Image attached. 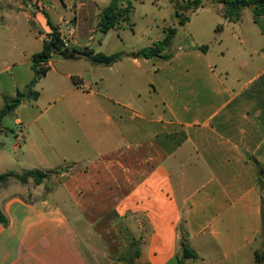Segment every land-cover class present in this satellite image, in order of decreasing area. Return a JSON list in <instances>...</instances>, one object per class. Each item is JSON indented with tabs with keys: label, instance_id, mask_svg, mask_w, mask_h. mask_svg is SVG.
<instances>
[{
	"label": "crops",
	"instance_id": "1",
	"mask_svg": "<svg viewBox=\"0 0 264 264\" xmlns=\"http://www.w3.org/2000/svg\"><path fill=\"white\" fill-rule=\"evenodd\" d=\"M35 2L0 0V111L27 93L48 20L70 49L111 55L158 45L136 28L128 34L129 18L97 43L111 0H46L44 12ZM205 7L190 9L159 57L108 66L56 56L33 88L38 98L26 95L2 119L0 175L48 177L0 185V264H126L136 246L133 264H177L182 230L199 255L186 264H261L264 15L245 8L235 22L220 8L213 34H193L191 15ZM10 19L30 23L33 42Z\"/></svg>",
	"mask_w": 264,
	"mask_h": 264
},
{
	"label": "trees",
	"instance_id": "2",
	"mask_svg": "<svg viewBox=\"0 0 264 264\" xmlns=\"http://www.w3.org/2000/svg\"><path fill=\"white\" fill-rule=\"evenodd\" d=\"M127 1V5L124 7V2ZM202 0H194L191 2V6L193 8H198L201 6ZM220 2L224 5V16L229 21H239L242 16V12L244 8H249L254 17L258 18L264 15V0H220ZM132 0H111V4L106 7L101 16V20L99 22L100 32L103 34L108 33L111 29L116 28L122 22H125L129 18V13L132 10ZM182 24L185 23L184 19L180 21ZM49 26L52 28V33L49 35L47 41L44 42L43 50L40 53H37L33 56V71L35 73L33 80L27 88V93H18L15 99L7 100L6 106L4 109L0 111V124L2 119L8 115L11 111H13L24 99L26 95L32 96L34 99H37L39 93L34 91L35 85L41 80L43 76H45L50 70L49 62L51 59L56 56H60L70 60H76L80 58H85L95 64H104V65H112L125 57H144V58H153L159 57V53L165 48L168 47L175 35L177 34V30L171 28L168 30L165 39L160 42V44L152 47L141 50L137 53L126 54L123 52H117L111 55H106L104 53H96L90 49H70L64 47V39L66 38L60 29L53 25L48 20ZM261 170V168H260ZM48 177L47 174L40 171H30L25 173L24 175H18L15 172H10L7 174L0 175V185L6 184V182L10 178H15L22 183H27L30 178H32L36 184H40L44 179ZM259 187L262 193L263 199V216H264V173L259 176ZM7 218L0 208V224H6ZM182 230V229H181ZM183 240L181 241L180 251L176 255L177 264H186L187 260H198L199 255L196 251L191 247L185 231L182 230ZM139 256V250H136L134 254H128L126 261L127 264H133V259ZM257 260L259 263H263L264 261V253L257 252Z\"/></svg>",
	"mask_w": 264,
	"mask_h": 264
},
{
	"label": "rangeland",
	"instance_id": "3",
	"mask_svg": "<svg viewBox=\"0 0 264 264\" xmlns=\"http://www.w3.org/2000/svg\"><path fill=\"white\" fill-rule=\"evenodd\" d=\"M193 1L194 0H132V10L129 14V22L132 27L130 26L125 28L128 30V34H132V29L136 28L140 37H144L146 40H151L154 43L159 44L162 37H164L165 29L171 27L180 29L179 23L181 17L178 16L177 12L179 11L180 14L183 13L182 19L185 20L187 13L190 11V9H193V6L189 5ZM44 2L47 5L46 0H44ZM202 3L203 5H206V7L197 13L199 15H191L192 23L190 30L193 34H198V32L200 33V28L204 29L205 34H207V32L210 33L213 26L215 30L217 25L222 22V17H219L216 11L220 8H225L220 0H202L201 4ZM35 6L37 7L36 4ZM3 10L4 12L7 11L5 3H0V12ZM10 22L13 23L14 28H19L20 30L25 28L24 33L26 35V43L33 42L34 34L33 37L30 34V32L33 31L30 23L26 22L25 20L17 19H10ZM4 23L5 21H0L1 27L4 26ZM180 33L183 34L184 32L181 31ZM210 34L213 33L211 32ZM102 36V33H98L97 43L100 41ZM114 41L117 42V39L113 40V42ZM143 43L145 42H141L140 45H144ZM113 46L114 44H111L109 49H113ZM48 83L49 81L44 83V87H46ZM61 100H55L56 104L53 106V108H58L60 105L65 104L66 101L71 100V95H68L65 99L63 98L62 101ZM49 101L52 102V100ZM48 103L49 102H47V104ZM3 143V146L10 150V146L16 143L15 136H8L3 140ZM15 167V169H19L17 165H15ZM138 248L139 246H136L135 248L133 247L130 250V254H134ZM126 256L124 258H126Z\"/></svg>",
	"mask_w": 264,
	"mask_h": 264
},
{
	"label": "built area",
	"instance_id": "4",
	"mask_svg": "<svg viewBox=\"0 0 264 264\" xmlns=\"http://www.w3.org/2000/svg\"><path fill=\"white\" fill-rule=\"evenodd\" d=\"M35 3H36L38 9H39L41 12L46 11L47 5L45 4L44 0H36ZM64 44H65L64 47H65V48H68V43H67L66 38L64 39Z\"/></svg>",
	"mask_w": 264,
	"mask_h": 264
}]
</instances>
